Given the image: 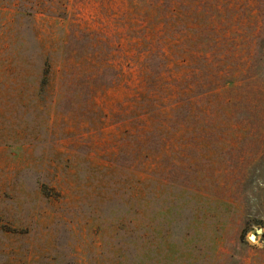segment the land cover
Instances as JSON below:
<instances>
[{"label":"rangeland","instance_id":"374dc122","mask_svg":"<svg viewBox=\"0 0 264 264\" xmlns=\"http://www.w3.org/2000/svg\"><path fill=\"white\" fill-rule=\"evenodd\" d=\"M0 264H264V0H0Z\"/></svg>","mask_w":264,"mask_h":264},{"label":"water","instance_id":"95a60500","mask_svg":"<svg viewBox=\"0 0 264 264\" xmlns=\"http://www.w3.org/2000/svg\"><path fill=\"white\" fill-rule=\"evenodd\" d=\"M261 230L260 229H257V232H260ZM254 237L253 236H251V239H253Z\"/></svg>","mask_w":264,"mask_h":264}]
</instances>
